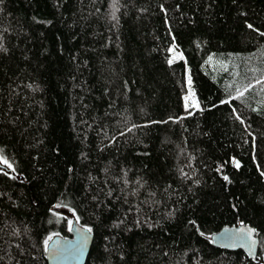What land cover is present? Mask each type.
<instances>
[{"label":"trees","instance_id":"trees-1","mask_svg":"<svg viewBox=\"0 0 264 264\" xmlns=\"http://www.w3.org/2000/svg\"><path fill=\"white\" fill-rule=\"evenodd\" d=\"M0 161V264H264V0H0Z\"/></svg>","mask_w":264,"mask_h":264},{"label":"water","instance_id":"water-1","mask_svg":"<svg viewBox=\"0 0 264 264\" xmlns=\"http://www.w3.org/2000/svg\"><path fill=\"white\" fill-rule=\"evenodd\" d=\"M89 229L77 219H73L70 237L56 235L48 243V263L86 264L94 240V234L92 231H88ZM211 241L216 247L230 251L242 250L249 257L258 260L259 239L256 229L249 224L225 226L212 235Z\"/></svg>","mask_w":264,"mask_h":264},{"label":"rangeland","instance_id":"rangeland-1","mask_svg":"<svg viewBox=\"0 0 264 264\" xmlns=\"http://www.w3.org/2000/svg\"><path fill=\"white\" fill-rule=\"evenodd\" d=\"M171 57H170V63L171 64H176V63H185V57L183 53L176 47V45H173L170 49ZM185 87H186V92L184 94L183 100H184V106L185 109L187 110L188 113L185 115H190L194 114L196 110L199 109L198 101L195 96L194 90L192 89L191 86V80L189 77V74L187 72V69L185 68ZM60 213L67 216L69 219V227L71 226V222L75 217V214L70 210V209H61ZM57 234H51L49 237L53 238ZM50 241V240H49Z\"/></svg>","mask_w":264,"mask_h":264},{"label":"snow or ice","instance_id":"snow-or-ice-1","mask_svg":"<svg viewBox=\"0 0 264 264\" xmlns=\"http://www.w3.org/2000/svg\"><path fill=\"white\" fill-rule=\"evenodd\" d=\"M249 27H251V25H249ZM243 93H241V95H242ZM237 166H239L238 164H237ZM71 227V226H70ZM88 231H91V229H89ZM52 238L51 237H49L48 238V240H51ZM48 240H45L44 241V244H45V250L47 251V249H48Z\"/></svg>","mask_w":264,"mask_h":264},{"label":"bare ground","instance_id":"bare-ground-1","mask_svg":"<svg viewBox=\"0 0 264 264\" xmlns=\"http://www.w3.org/2000/svg\"><path fill=\"white\" fill-rule=\"evenodd\" d=\"M72 223V222H71Z\"/></svg>","mask_w":264,"mask_h":264}]
</instances>
